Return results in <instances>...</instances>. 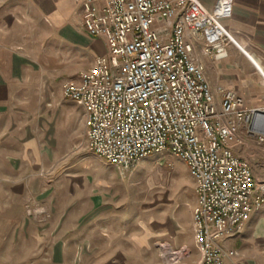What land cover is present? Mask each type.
Segmentation results:
<instances>
[{"label": "built area", "instance_id": "built-area-1", "mask_svg": "<svg viewBox=\"0 0 264 264\" xmlns=\"http://www.w3.org/2000/svg\"><path fill=\"white\" fill-rule=\"evenodd\" d=\"M82 25L102 38L106 53L67 80L62 93L82 106L86 142L121 172L165 150L187 165L195 182L192 210L198 264H226L238 254L224 239L241 233L264 205V182L233 151L238 132L264 141V108H248L231 89L217 103L187 32L203 34L211 54L229 36L201 0H81ZM163 264H181L186 248L159 243Z\"/></svg>", "mask_w": 264, "mask_h": 264}, {"label": "rangeland", "instance_id": "rangeland-1", "mask_svg": "<svg viewBox=\"0 0 264 264\" xmlns=\"http://www.w3.org/2000/svg\"><path fill=\"white\" fill-rule=\"evenodd\" d=\"M46 89L22 131L37 153L35 188L23 177L21 192L0 193V264H163L162 241L186 248L181 264H198L186 163L165 150L121 172L87 146L82 106Z\"/></svg>", "mask_w": 264, "mask_h": 264}, {"label": "crops", "instance_id": "crops-1", "mask_svg": "<svg viewBox=\"0 0 264 264\" xmlns=\"http://www.w3.org/2000/svg\"><path fill=\"white\" fill-rule=\"evenodd\" d=\"M201 1L213 11L219 0ZM224 1L229 13L220 22L229 36L223 45L208 54L204 48L209 43L202 33L188 31L187 39L204 65L218 104L217 90L222 87L235 91L246 107L264 108V0ZM82 13L81 0H0V193L21 192L23 177H33L26 190L35 188L36 149L32 137H22L37 110L32 98L44 96L46 87L62 91L65 81L78 79L94 66L98 55L106 53L105 41L82 25ZM87 55L85 67L81 63ZM232 147L249 162L253 176L264 182V141L248 134L243 124ZM30 149L33 157L27 154ZM15 224L17 220L11 226ZM243 231L223 240L225 247L239 253L227 258L226 264H264V205Z\"/></svg>", "mask_w": 264, "mask_h": 264}]
</instances>
